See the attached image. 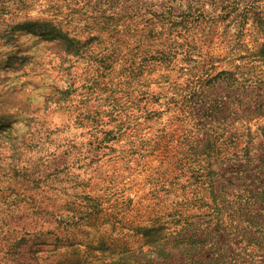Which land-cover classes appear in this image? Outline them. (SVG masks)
I'll list each match as a JSON object with an SVG mask.
<instances>
[{"label": "rangeland", "instance_id": "374dc122", "mask_svg": "<svg viewBox=\"0 0 264 264\" xmlns=\"http://www.w3.org/2000/svg\"><path fill=\"white\" fill-rule=\"evenodd\" d=\"M263 44L264 0H0V264H191L211 128L227 264H262Z\"/></svg>", "mask_w": 264, "mask_h": 264}, {"label": "trees", "instance_id": "16d2710c", "mask_svg": "<svg viewBox=\"0 0 264 264\" xmlns=\"http://www.w3.org/2000/svg\"><path fill=\"white\" fill-rule=\"evenodd\" d=\"M163 15V14H162ZM174 26H178L179 23L177 20L173 21ZM263 52H264V44H263ZM156 68H150L149 72H154ZM142 73L141 68H139V74ZM168 73L167 69L164 70V74ZM164 74L160 75V81L163 83L166 81L167 77L164 76ZM229 73L221 72L218 75H227ZM168 83V82H167ZM197 84V83H196ZM191 94H189L190 97H194L195 94L193 92L195 91V86H192L191 88ZM204 90L209 91V88L205 87L202 88ZM182 95V94H179ZM188 96V97H189ZM183 101H185L187 98L184 96ZM205 97V95H204ZM193 106H190L189 109L198 111V108H192ZM190 110V116L191 118H194V114L191 113ZM215 113V107L213 105H210L206 110H204V113L201 115V129H205V127L212 125L208 123L209 118H212V115ZM193 115V116H192ZM198 125V124H197ZM203 133V139L200 143V149L199 154L204 156L205 158H196L193 160H189L188 169L190 170L191 177L195 179L196 183V189L197 192H194V199L195 205L198 206V208L205 209L208 213V217H210L212 220H216L213 228H205L202 231L199 232H193L195 233V236H200V240L194 241L191 237L189 238L187 234H185L186 230L185 228H179V230H173L174 238H176L178 242L176 250H179L182 253L183 257L189 256L193 254L191 259V264H227L228 263V256H227V235L226 233V227L224 226V221L222 217V213L224 212L226 206H227V199L231 196L230 188L227 186V183L223 179V176L221 173L224 171L222 169V161L218 162V160H213L210 158V154L216 150L214 147V144L212 140H214V143L219 139L217 136V132L214 129L210 130H202ZM212 144V146H211ZM187 162V161H186ZM261 164H264V160L261 161ZM264 168V166H263ZM215 171V172H214ZM264 176V175H262ZM261 176V177H262ZM196 194H198L196 196ZM255 194V193H254ZM197 200V201H196ZM253 204H256L255 200ZM206 207V208H204ZM261 211L264 212V180L261 183ZM176 217H181L182 214L180 212H177L175 214ZM174 216V217H175ZM175 223V222H174ZM154 225H152L150 229V233L153 236L161 235L164 230H167V228H163L164 225L156 226L157 223L154 222ZM177 225V224H176ZM261 230L264 231V215H262L261 212ZM178 251V252H179ZM261 253L264 254V233L261 232ZM186 259V258H185ZM187 260V259H186ZM188 261V260H187ZM264 264V255L263 260L261 262Z\"/></svg>", "mask_w": 264, "mask_h": 264}]
</instances>
